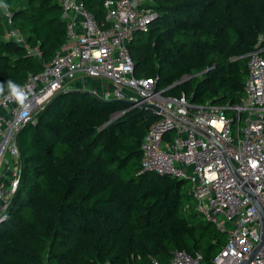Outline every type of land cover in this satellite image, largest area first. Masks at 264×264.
<instances>
[{
    "label": "trees",
    "instance_id": "trees-1",
    "mask_svg": "<svg viewBox=\"0 0 264 264\" xmlns=\"http://www.w3.org/2000/svg\"><path fill=\"white\" fill-rule=\"evenodd\" d=\"M82 1L105 21L108 0ZM0 2L41 52L7 40L0 12V82L23 85L67 43L68 21L56 0ZM150 8L154 20L129 45L134 76L195 105L240 103L248 55L264 49V0H152ZM36 118L17 139L21 181L0 222V264H169L176 251L214 264L226 239L194 211L186 182L141 172V144L159 116L76 89Z\"/></svg>",
    "mask_w": 264,
    "mask_h": 264
},
{
    "label": "built area",
    "instance_id": "built-area-1",
    "mask_svg": "<svg viewBox=\"0 0 264 264\" xmlns=\"http://www.w3.org/2000/svg\"><path fill=\"white\" fill-rule=\"evenodd\" d=\"M56 1L68 21L67 43L42 72L22 85L30 91L27 115L14 101L0 97V222L21 181L19 133L28 124H36L38 113L55 95L79 89L84 79H104L110 88L93 94L127 101L131 109L160 117L141 144V172L190 182L194 211L226 235L214 264H241L262 236L259 212L243 186L264 207V49L248 55V78L240 103L195 105L185 94L165 96L154 78L134 76L129 45L135 33L146 32L154 20L152 0H108L102 23L82 0ZM0 12L7 27L5 38L41 56L15 28L9 8L8 15L3 8ZM170 133H175L172 139H168ZM202 260L200 254L176 251L169 264H202ZM153 264L162 263L153 260ZM251 264H264V244Z\"/></svg>",
    "mask_w": 264,
    "mask_h": 264
},
{
    "label": "clouds",
    "instance_id": "clouds-1",
    "mask_svg": "<svg viewBox=\"0 0 264 264\" xmlns=\"http://www.w3.org/2000/svg\"><path fill=\"white\" fill-rule=\"evenodd\" d=\"M0 8H3L5 10V15H8V5L0 2ZM0 97L14 101L19 108L23 110V114L27 115L30 108V104L28 103L30 91L27 87L22 86L11 79L6 82H0Z\"/></svg>",
    "mask_w": 264,
    "mask_h": 264
},
{
    "label": "water",
    "instance_id": "water-1",
    "mask_svg": "<svg viewBox=\"0 0 264 264\" xmlns=\"http://www.w3.org/2000/svg\"><path fill=\"white\" fill-rule=\"evenodd\" d=\"M190 78H192V77H190ZM189 79H185V80L183 79L181 82H185ZM177 84L178 83H176L175 85H177ZM152 109L160 112V110L157 107L153 106ZM233 173H234L235 177L237 178L238 182L241 183L242 179L236 174V172L234 170H233ZM243 189L246 192V194L249 196V198L252 200L254 206L257 208V210L259 212V216H260V223L262 225V236H261V242H260L259 246L255 249V251L246 260H244L241 263V264H251L254 261L259 250L262 248V246L264 244V207L261 205V203L258 201L256 196L252 193V191L250 190V188L247 185H244Z\"/></svg>",
    "mask_w": 264,
    "mask_h": 264
},
{
    "label": "crops",
    "instance_id": "crops-1",
    "mask_svg": "<svg viewBox=\"0 0 264 264\" xmlns=\"http://www.w3.org/2000/svg\"><path fill=\"white\" fill-rule=\"evenodd\" d=\"M90 84V85H92L91 86V88L90 89H88V88H86L87 87V85L86 84ZM75 85H76V83H74ZM84 87L83 89L85 90V91H90L91 93H93V91L95 90V91H104V90H106V89H108V88H110V83H109V81H107V80H104V79H100V80H95V79H87V81H86V79H84V84H83V86L79 83L78 84V88L80 89L81 87ZM83 89H81V90H83ZM164 91V95H165V90H163ZM166 96V95H165ZM167 97H169V96H167ZM120 114H123V112L122 113H120ZM189 191V190H188ZM190 194V193H189ZM202 220V219H201ZM224 235V234H223ZM226 239V238H225Z\"/></svg>",
    "mask_w": 264,
    "mask_h": 264
},
{
    "label": "rangeland",
    "instance_id": "rangeland-1",
    "mask_svg": "<svg viewBox=\"0 0 264 264\" xmlns=\"http://www.w3.org/2000/svg\"><path fill=\"white\" fill-rule=\"evenodd\" d=\"M190 77H185L184 78V80L185 79H189ZM86 81H87V79H86ZM87 85V87L86 88H88V89H90L91 88V86L92 85H90V84H86ZM101 93V92H100ZM122 114H120V113H116V114H114L113 115V119H117L118 117H120ZM175 136V133H170L169 135H168V139H172L173 137ZM7 173H11V171H8ZM191 187V183L190 182H187L186 183V189L187 190H189V188ZM190 204H191V202H190ZM188 210H189V208H188ZM202 220H204L203 218H201ZM212 227V229L214 230V231H216V228H215V226H211ZM223 238L225 237L226 238V235H221Z\"/></svg>",
    "mask_w": 264,
    "mask_h": 264
}]
</instances>
